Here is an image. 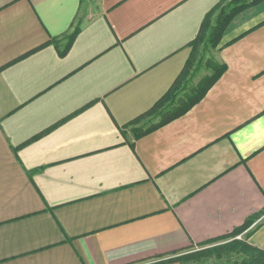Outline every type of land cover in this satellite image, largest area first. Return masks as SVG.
Here are the masks:
<instances>
[{
	"label": "crops",
	"instance_id": "1",
	"mask_svg": "<svg viewBox=\"0 0 264 264\" xmlns=\"http://www.w3.org/2000/svg\"><path fill=\"white\" fill-rule=\"evenodd\" d=\"M220 2L0 0V264H155L248 220L264 250V1L205 97L137 137Z\"/></svg>",
	"mask_w": 264,
	"mask_h": 264
},
{
	"label": "trees",
	"instance_id": "2",
	"mask_svg": "<svg viewBox=\"0 0 264 264\" xmlns=\"http://www.w3.org/2000/svg\"><path fill=\"white\" fill-rule=\"evenodd\" d=\"M262 1L264 0H221V2L207 14L201 25L198 36L191 43L192 53L182 73L177 78L176 82L173 84L167 94L161 98L159 102H157L153 109L144 116H141L139 119H143L146 115L155 112L156 114H162L163 118L159 122L152 124L150 127L140 130L137 137L149 133L150 131H153L172 121L173 119L180 117L205 97L211 87L227 70V65L217 62L215 58H212V62L210 63L211 73L205 75L197 84V86H195L188 94H186V96L182 98L180 102L177 100L178 94H176L177 92L175 91L179 90L183 78L189 74L195 59L199 58L201 60V53L208 52L209 50L219 49L223 35L231 21L243 10L255 6ZM79 30L80 26L77 25L73 31L65 37L67 41L63 48L60 47L61 40L58 38H53L49 44H54L57 46L59 48L60 54L64 56L72 47ZM252 222V220H248L244 226L236 229L231 234V236L222 238L228 239L232 237L233 240L229 243L235 241L233 246H231V252L230 250L228 251V255L231 256L232 254L236 253L237 259L229 264H264V250L247 243L240 242L235 238L238 234L244 232L252 224ZM251 234V231L248 232L249 237ZM228 249L229 248H227V250ZM171 261L182 260L180 257H176L157 262L155 264H165Z\"/></svg>",
	"mask_w": 264,
	"mask_h": 264
},
{
	"label": "rangeland",
	"instance_id": "3",
	"mask_svg": "<svg viewBox=\"0 0 264 264\" xmlns=\"http://www.w3.org/2000/svg\"><path fill=\"white\" fill-rule=\"evenodd\" d=\"M215 52L216 50H209L208 52H203L200 55L202 57L201 60L199 58L195 59L193 66L189 71V74H187V76L183 78L179 90L175 91L177 92L176 94H180L182 90H183L182 95L184 93L188 94L195 86H197V84L201 81V79L205 75L211 73L210 63L212 62V58H214L215 56ZM148 119L150 121L158 120L159 114H156V112L150 113L146 115L140 121V123L144 122L145 120L147 121ZM262 221H264V217L259 219L257 221V224L261 223ZM236 239L240 242H244L249 245H252L249 241L248 233L241 235L240 238L236 237ZM234 243L235 241L231 243L228 242L213 248H205V249L196 250L194 252H189L185 254L183 253L182 255L181 254L178 255L177 258L180 257L182 262H184L185 264H229L237 259L236 253L234 254L231 253L232 254L231 256L228 255V251L230 250L231 252V246H233ZM227 248L229 249L227 250Z\"/></svg>",
	"mask_w": 264,
	"mask_h": 264
},
{
	"label": "built area",
	"instance_id": "4",
	"mask_svg": "<svg viewBox=\"0 0 264 264\" xmlns=\"http://www.w3.org/2000/svg\"><path fill=\"white\" fill-rule=\"evenodd\" d=\"M241 236H239V238H240Z\"/></svg>",
	"mask_w": 264,
	"mask_h": 264
}]
</instances>
